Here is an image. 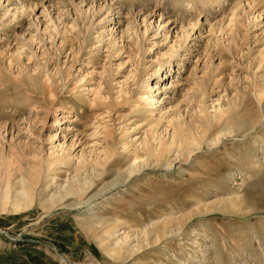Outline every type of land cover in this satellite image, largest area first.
Wrapping results in <instances>:
<instances>
[{"label": "rangeland", "instance_id": "obj_1", "mask_svg": "<svg viewBox=\"0 0 264 264\" xmlns=\"http://www.w3.org/2000/svg\"><path fill=\"white\" fill-rule=\"evenodd\" d=\"M150 96L200 149H137ZM0 264H264V0H2Z\"/></svg>", "mask_w": 264, "mask_h": 264}, {"label": "bare ground", "instance_id": "obj_2", "mask_svg": "<svg viewBox=\"0 0 264 264\" xmlns=\"http://www.w3.org/2000/svg\"><path fill=\"white\" fill-rule=\"evenodd\" d=\"M2 6V0H0V7ZM57 6V5H56ZM62 7V6H61ZM61 7H57V9H59L57 12H55V14L57 15V17H59V18H61V13L63 12L62 11V9L63 8H61ZM21 8V7H20ZM51 8H53L52 6H51ZM57 9H53V10H57ZM36 9H33V12L35 11ZM113 10V9H112ZM12 11H14V13H12ZM26 11H25V9H19V7H17L16 9H12V10H10L9 8L7 9H5V13H4V17L6 18V17H8V16H13L14 17V19H17L18 17H20V15L22 14H24ZM50 12V11H49ZM112 12V11H111ZM50 13H52V12H50ZM21 15V16H22ZM51 15V14H50ZM150 18H146L145 17V20L143 21L144 23L145 22H147L148 23V20H149ZM146 24V23H145ZM199 24V23H198ZM194 26H197V24H195ZM212 27V26H211ZM128 27H127V30L126 31H124V33L123 34H128ZM146 30V29H145ZM143 31V36L146 38V37H148V29L146 30V31ZM128 38H129V36H128ZM178 47V46H177ZM177 49V48H176ZM198 61H200L199 59H198ZM171 68V67H170ZM162 69H163V65L161 64L160 66H158V68L156 69V71H155V73L156 74H159L161 71H162ZM211 74V72L209 73V74H207V75H210ZM100 88H101V86H100ZM100 90H99V88L97 87L96 89H91V92L93 93V95H94V98H93V100L92 101H94L95 102V107H100L101 105H103V104H108L107 102V99H109V98H102V95L100 94V92H99ZM203 93H205V92H203ZM205 95V94H204ZM153 96V95H152ZM152 96H150V97H148V98H146V102H145V104H144V106H143V108L141 107V104H138L137 105V107H136V109L134 110V112H135V114L137 113L138 115H144L143 113H145V114H147L143 109H147L148 111V113H149V116H151V117H149V118H152L153 119V121H152V123L150 124V127H148V128H150L146 133H147V135L145 136V138L139 143V144H137V149H138V147H142V146H138V145H142V144H144V149L146 150L145 152L148 154V157L149 158H152V159H154V158H156L157 160H159V161H161V160H163L164 158H166L167 156H169L170 154H172L173 152H175L177 155H175V156H177L176 158H180L181 159V155H184V154H188L189 156L193 153V152H195V150H198V149H200V145H201V140H202V135L200 136L199 134V130H198V132L197 133H199V134H194L189 128H188V126H187V128L185 127L184 129H188V130H186V132L184 131V129H183V132H181L180 133V130H178V129H175V131L171 134V142L169 143V142H166V141H164V139H163V136H162V138L160 139L159 138V135L156 133V130H155V126H159V125H161V123H159V121H158V118H157V115H159L160 116V119L162 120V121H164V120H168L167 121V123H168V126L169 127H171V126H173V125H175V122H174V120H173V118L172 119H170V110H166L165 111V108H160L158 111V114H156V111H155V107H154V105H155V103H158V102H155V99L152 97ZM144 99V98H143ZM156 101H158V100H156ZM215 103V102H214ZM161 105V104H160ZM142 108V109H141ZM212 109L214 110V115H215V119H216V117L218 116V114L220 115L221 113H223L222 111H219V110H216V106H212ZM219 109V108H218ZM141 110H143V111H141ZM203 111V110H202ZM139 112V113H138ZM202 114V113H201ZM206 115V114H205ZM204 115V116H205ZM203 116V115H202ZM211 116V115H210ZM221 116H222V114H221ZM226 117V116H225ZM225 117H223V118H225ZM147 120V119H146ZM160 120V121H161ZM201 120H202V118H201ZM207 121V123H206V125H207V129H208V127H209V129L211 128V127H213V124H214V122H215V120H214V122H213V120H210V117H209V115H208V113H207V116L205 117V119H204V121ZM150 121V120H149ZM158 121V122H157ZM205 121V122H206ZM217 121V120H216ZM223 121H224V119H223ZM223 121H222V123H223ZM178 122V125H180V127L181 126H183L182 124H181V122H180V119L177 121ZM217 122H219V121H217ZM216 122V123H217ZM145 123V122H144ZM221 123V124H222ZM209 124V125H208ZM220 124V123H219ZM128 125V124H127ZM126 124L125 125H123V130L125 129V130H127V131H129V129L130 128H128V126H127ZM147 125V124H146ZM99 127H101V124H99L98 125ZM157 126V127H158ZM200 126V125H199ZM222 126V125H221ZM174 127V126H173ZM178 128H179V126H177ZM202 128V127H201ZM203 129V128H202ZM8 130V129H7ZM211 130V129H210ZM197 131V130H196ZM226 133H227V131H225ZM97 133V134H96ZM226 133H224V135H223V137H226L227 135H226ZM101 134L102 133H99V132H95V134H94V136H96L97 135V137L99 136H101ZM108 134V133H107ZM220 134V133H219ZM219 134H218V137L217 138H215V139H213V140H211V145H216L218 142H220V138H221V136H219ZM93 135H92V137H94ZM103 136V135H102ZM105 137V136H104ZM206 138V137H205ZM228 138V137H227ZM170 139V138H169ZM204 139V138H203ZM84 140V139H83ZM106 140V139H105ZM159 140H160V143H159ZM158 141V142H157ZM223 141V140H222ZM110 142V141H109ZM156 143H159V144H156ZM78 144H80V146H78ZM85 144V142L83 143V142H81V141H79L78 140V142H73V144H71V146H70V150H72V149H74L73 151L74 152H76L77 151V149L79 148V147H81V146H83ZM156 144V145H155ZM146 146V147H145ZM135 150V151H137L138 152V150ZM110 150V149H109ZM104 151V155L103 156H101V157H99L98 159H97V161L98 162H101V163H103V165H107L111 160H112V158L113 157H111L112 156V154H109L107 151H106V149H104L103 150ZM127 152V151H126ZM129 152H131V150H129ZM136 153V152H135ZM103 154V153H102ZM135 155V154H134ZM75 156H77V155H75ZM74 158V157H73ZM139 156H135V162L137 161V160H139ZM88 159H86V157L85 156H83V155H81V157H79V160L77 159V164H78V167H80L79 168V170L81 169V168H84V166H86V164L88 163V161H87ZM140 161V160H139ZM175 161V160H174ZM46 162V161H45ZM63 162V159H61V158H56L55 159V162H53V163H51L50 165H48L47 167H48V169H51V167H54L55 165H57V164H59V163H62ZM135 162L134 163H132V164H134V165H132V168H131V170H129V177L130 176H132V174H135V172L136 171H138L139 172V170L138 169H136V168H138V166H135ZM76 164V163H75ZM170 165V164H169ZM170 166H172V165H170ZM170 166H168V167H170ZM140 167H142V166H140ZM139 167V168H140ZM145 169V168H144ZM143 170V169H142ZM141 172V171H140ZM139 175V174H138ZM131 178V177H130ZM64 184V183H63ZM64 187H65V185L62 187L63 189H64ZM66 188H67V186H66ZM65 190V189H64ZM65 194H64V197H62V199H65L68 195H70V194H76V193H79V189H75L74 187H70L69 189H66L65 190ZM54 195V194H53ZM62 195V194H61ZM60 195V196H61ZM53 198V197H52ZM55 198H56V196H55ZM157 227V226H156ZM158 228V227H157ZM158 230V229H157ZM163 231V230H162ZM115 233H116V231H114ZM114 232H110L111 233V236H113L114 237V235H115V233ZM118 230H117V233L116 234H118ZM167 232V231H166ZM142 233H144V232H142ZM149 233H153V231L152 232H149ZM122 235H124L122 238H118L115 242V247H113V251L114 250H120V251H118V252H116V251H114L113 253H115L116 255H120L121 254V252H123L125 249H131V250H133V251H135L136 249V247L138 246V244H136V245H133V243H132V237H130L127 233L125 234L124 232L122 233ZM147 236H148V234H147ZM116 239V238H115ZM140 246V245H139ZM138 246V247H139ZM124 249V250H123ZM139 249H140V247H139ZM137 251V250H136Z\"/></svg>", "mask_w": 264, "mask_h": 264}]
</instances>
